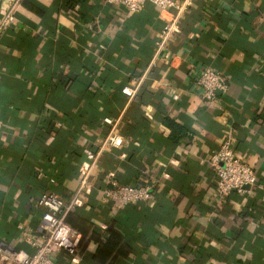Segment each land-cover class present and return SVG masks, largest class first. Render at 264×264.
Returning a JSON list of instances; mask_svg holds the SVG:
<instances>
[{
  "label": "crops",
  "instance_id": "0c3cea01",
  "mask_svg": "<svg viewBox=\"0 0 264 264\" xmlns=\"http://www.w3.org/2000/svg\"><path fill=\"white\" fill-rule=\"evenodd\" d=\"M6 6L0 0V17ZM175 12L151 2L128 11L106 0H23L0 43V242L26 247V228L40 242L47 223L37 199L46 189L73 198L86 151L104 141L111 117L128 143L104 152L92 191L67 215L81 250L59 260L264 264V186L217 205L209 163L230 134L264 184V0H192L153 61ZM205 66L228 78L217 102L200 98ZM138 83L133 97L123 91ZM169 119L187 129L177 140ZM156 178L151 202L117 208L101 199L112 179Z\"/></svg>",
  "mask_w": 264,
  "mask_h": 264
},
{
  "label": "built area",
  "instance_id": "2783aa9c",
  "mask_svg": "<svg viewBox=\"0 0 264 264\" xmlns=\"http://www.w3.org/2000/svg\"><path fill=\"white\" fill-rule=\"evenodd\" d=\"M106 1L121 5L128 11H137L148 2L153 3L159 11L176 9L163 27L162 36L157 41L153 61L166 49L173 36L181 31V17L192 3V0ZM22 5L23 0H7L6 10L0 17V43L8 30L18 22V12ZM196 84L202 89L200 98L206 103L219 101L220 95L227 93L229 89L227 76L212 66L200 69L196 76ZM138 89L139 83L136 86H126L123 91L133 97ZM174 98H180V93L176 92ZM104 120L112 124V130L97 149L86 151L89 163L80 170V184L73 198L67 202L57 191L48 189L42 191L37 204L40 208V215L47 226L46 231L40 237V242L29 228L23 231V241L26 247L14 248L0 242V264H65L57 258L61 256V251L69 256L79 253L83 235L68 223L67 215L78 207L84 194L92 191V175L104 152L111 148L123 147L128 143L126 135L117 129L119 120L111 117H105ZM209 163L216 173L217 205L223 204L233 191L252 193L264 186L255 168L235 152L230 134L218 147L212 149ZM51 180L55 181L53 178ZM160 181L161 179L156 178L143 184H129L112 179L111 185L102 189L101 199L105 204H112L117 208L151 202L156 197L157 185ZM30 247H34L35 250H29Z\"/></svg>",
  "mask_w": 264,
  "mask_h": 264
},
{
  "label": "trees",
  "instance_id": "16d2710c",
  "mask_svg": "<svg viewBox=\"0 0 264 264\" xmlns=\"http://www.w3.org/2000/svg\"><path fill=\"white\" fill-rule=\"evenodd\" d=\"M168 122H169V124L171 125V127L173 129V138H174V140H177L179 138V136H182L187 131L186 128L180 126L179 124H176L171 119H169Z\"/></svg>",
  "mask_w": 264,
  "mask_h": 264
}]
</instances>
